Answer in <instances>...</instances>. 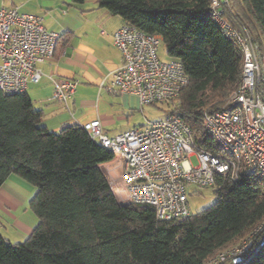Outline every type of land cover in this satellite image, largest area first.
<instances>
[{
    "label": "trees",
    "instance_id": "16d2710c",
    "mask_svg": "<svg viewBox=\"0 0 264 264\" xmlns=\"http://www.w3.org/2000/svg\"><path fill=\"white\" fill-rule=\"evenodd\" d=\"M126 24L162 37L189 83L176 99L200 148L219 152L203 112L220 109L242 79L243 53L214 17L211 0H99ZM225 17L248 28L264 55V0H230ZM256 31V33H255ZM27 92H0V187L17 175L37 189L30 208L38 226L21 243L0 234V264H208L244 238L246 264H264V183L254 174L216 179V200L184 220L158 221L155 209L120 204L100 165L113 154L82 126L59 132Z\"/></svg>",
    "mask_w": 264,
    "mask_h": 264
},
{
    "label": "built area",
    "instance_id": "2783aa9c",
    "mask_svg": "<svg viewBox=\"0 0 264 264\" xmlns=\"http://www.w3.org/2000/svg\"><path fill=\"white\" fill-rule=\"evenodd\" d=\"M230 0H211L214 17L243 53L242 79L220 109H206L203 125L219 152L200 148L179 114L107 136L100 121L82 125L89 137L113 154L102 171L120 204H142L155 209L158 221L184 220L191 215L188 187H213L217 177L237 180L254 174L264 183V55L246 28H233L225 17ZM61 35L47 29L41 17L17 9L0 10V92L25 93L38 83L39 64L55 56ZM123 64L110 77L112 92L130 93L141 108L174 102L189 83L183 64L159 56L161 36L124 24L113 35ZM78 82L53 78L52 98L68 106ZM105 81L101 83L104 88ZM219 253L208 264H246L253 248ZM264 247V234L256 250Z\"/></svg>",
    "mask_w": 264,
    "mask_h": 264
},
{
    "label": "crops",
    "instance_id": "0c3cea01",
    "mask_svg": "<svg viewBox=\"0 0 264 264\" xmlns=\"http://www.w3.org/2000/svg\"><path fill=\"white\" fill-rule=\"evenodd\" d=\"M3 8L41 17L47 29L61 35L55 56L39 64L41 80L30 83L26 91L43 113L42 126L59 132L98 120L109 137L137 128L128 112L143 111L139 98L107 89L110 75L123 64L113 41L114 33L125 24L120 16L102 8L99 0H0V10ZM53 78L78 82L68 106L53 100ZM36 191L17 175L0 187V234L7 241L21 243L38 226L30 208Z\"/></svg>",
    "mask_w": 264,
    "mask_h": 264
},
{
    "label": "rangeland",
    "instance_id": "374dc122",
    "mask_svg": "<svg viewBox=\"0 0 264 264\" xmlns=\"http://www.w3.org/2000/svg\"><path fill=\"white\" fill-rule=\"evenodd\" d=\"M249 35L251 36V38L253 37L251 32H249ZM159 56L162 60L170 59L163 42L160 46ZM177 105H179V101L176 100L174 102H168L157 106H144L143 111L140 110H134L133 112L129 111L128 112L129 119H131L132 121V126L135 124V126L137 127L145 125L147 121L148 122L161 121L169 113H171L175 108V106ZM215 200H216V189L213 187L199 188L194 185H190L188 187V201H189L191 214L198 213L203 209L212 206ZM244 239L236 243L234 246L230 247L229 249L241 247L244 243Z\"/></svg>",
    "mask_w": 264,
    "mask_h": 264
}]
</instances>
